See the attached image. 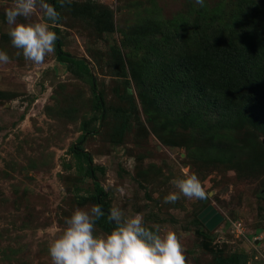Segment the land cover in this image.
Instances as JSON below:
<instances>
[{"label":"rangeland","instance_id":"rangeland-1","mask_svg":"<svg viewBox=\"0 0 264 264\" xmlns=\"http://www.w3.org/2000/svg\"><path fill=\"white\" fill-rule=\"evenodd\" d=\"M234 1L75 0L61 8L57 0L55 52L36 65L16 55L5 17L13 0H0V51L10 57L0 63V264H52L48 243L74 210L96 205L95 181L107 193L106 213L118 207L125 217L143 215L150 228L174 231L186 264L248 255L264 262V239L254 247L230 222L264 232V123L234 121L232 110L198 117L178 97L174 107V94L142 71L150 48L138 46L156 44L162 30L172 39L181 15ZM29 19L43 17L38 11ZM60 46L88 70L60 60ZM254 112H264V103ZM73 146L89 154L82 171ZM185 172L200 178L207 198L164 203ZM209 209L221 216L211 229L202 221ZM96 232L108 233L99 220Z\"/></svg>","mask_w":264,"mask_h":264},{"label":"trees","instance_id":"trees-1","mask_svg":"<svg viewBox=\"0 0 264 264\" xmlns=\"http://www.w3.org/2000/svg\"><path fill=\"white\" fill-rule=\"evenodd\" d=\"M53 5L58 7L57 0H53ZM181 16L171 31L172 39L166 30H162L163 36L156 44L142 42L138 45L150 48L142 57H148L142 70L145 75L156 77L159 86L174 94L171 97L174 107L175 97L185 101L186 113L192 111L200 117L212 116L214 111L226 115L232 110L234 121L264 123V112H254V108L264 103V0H235L229 8L218 6L197 10L196 16ZM58 55L60 60L75 61L88 70L83 60L72 59L61 46ZM97 97L98 106L104 109L102 97ZM72 149L79 161V169L84 170L82 165L84 161L89 164V154L78 146ZM86 169L87 176L96 178L94 169L89 166ZM95 184L93 198L105 214L99 224L109 233L115 225L106 213L107 193L99 182L95 181ZM211 215H217L218 221L221 220L213 209L204 212L202 221L209 229L217 223L211 222ZM260 233L247 230L251 237ZM241 239L248 242L244 237ZM255 256L248 255L239 259L241 262L229 260L235 261L234 264H248L257 262ZM233 263L223 261L219 264Z\"/></svg>","mask_w":264,"mask_h":264},{"label":"clouds","instance_id":"clouds-1","mask_svg":"<svg viewBox=\"0 0 264 264\" xmlns=\"http://www.w3.org/2000/svg\"><path fill=\"white\" fill-rule=\"evenodd\" d=\"M75 0H60V7L71 6ZM205 0H195L204 6ZM42 20L31 22L37 12ZM7 35L11 44L25 61L39 65L55 52L58 39L51 25L58 23L61 13L47 0H13L5 10ZM22 18V19H21ZM10 57L0 51V63L7 64ZM177 191L169 192L164 203H175L181 196L189 200L206 199L208 192L196 174L183 173L171 181ZM100 206L88 210L76 209L65 219L62 232L48 243L52 264H186L183 246L171 230L150 228L143 215L125 217L118 207L108 213L115 227L107 234L96 232V222L104 217Z\"/></svg>","mask_w":264,"mask_h":264},{"label":"built area","instance_id":"built-area-1","mask_svg":"<svg viewBox=\"0 0 264 264\" xmlns=\"http://www.w3.org/2000/svg\"><path fill=\"white\" fill-rule=\"evenodd\" d=\"M230 222L232 224L233 232L235 230L239 238H246L247 241L254 247L257 246L258 243H260V241L264 239V232L251 237L247 234V230L240 221L230 218ZM255 259L257 260V262H249L248 264H264L263 259H260L258 255L255 256Z\"/></svg>","mask_w":264,"mask_h":264},{"label":"water","instance_id":"water-1","mask_svg":"<svg viewBox=\"0 0 264 264\" xmlns=\"http://www.w3.org/2000/svg\"><path fill=\"white\" fill-rule=\"evenodd\" d=\"M215 217H217V215H216ZM215 217H214L213 220H211V221H214V222H217V223H218V222H219V221H218V218H215ZM214 219H216V220H214Z\"/></svg>","mask_w":264,"mask_h":264},{"label":"flooded vegetation","instance_id":"flooded-vegetation-1","mask_svg":"<svg viewBox=\"0 0 264 264\" xmlns=\"http://www.w3.org/2000/svg\"><path fill=\"white\" fill-rule=\"evenodd\" d=\"M210 211V209L209 210H207V211H205V213H208ZM208 215H210V213L208 214ZM213 218H214V216H213ZM216 218V217H215ZM212 222V221H211Z\"/></svg>","mask_w":264,"mask_h":264}]
</instances>
